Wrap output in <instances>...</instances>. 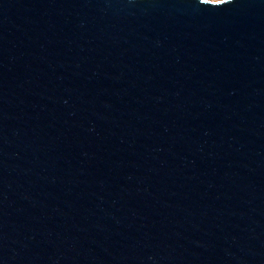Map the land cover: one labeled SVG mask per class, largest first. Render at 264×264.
Here are the masks:
<instances>
[{"label": "water", "instance_id": "obj_1", "mask_svg": "<svg viewBox=\"0 0 264 264\" xmlns=\"http://www.w3.org/2000/svg\"><path fill=\"white\" fill-rule=\"evenodd\" d=\"M0 264H264V0H0Z\"/></svg>", "mask_w": 264, "mask_h": 264}]
</instances>
